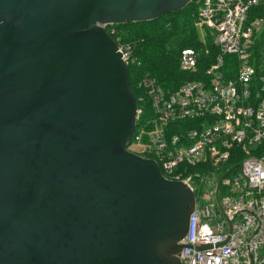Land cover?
Wrapping results in <instances>:
<instances>
[{
  "label": "water",
  "instance_id": "95a60500",
  "mask_svg": "<svg viewBox=\"0 0 264 264\" xmlns=\"http://www.w3.org/2000/svg\"><path fill=\"white\" fill-rule=\"evenodd\" d=\"M191 1L0 0V264H181L196 196L130 151L138 104L103 25Z\"/></svg>",
  "mask_w": 264,
  "mask_h": 264
},
{
  "label": "built area",
  "instance_id": "2783aa9c",
  "mask_svg": "<svg viewBox=\"0 0 264 264\" xmlns=\"http://www.w3.org/2000/svg\"><path fill=\"white\" fill-rule=\"evenodd\" d=\"M199 1L198 23L212 31L217 50L213 60L199 71V52L183 48L180 68L194 77L173 89L140 75L136 89L147 96L150 114L141 107L145 98L137 97V124L150 116L146 151L164 178L192 191L196 177L188 170L209 155L216 164L239 156L221 175L218 189L194 191L196 203L181 241L192 246H183L181 264H264V46L259 54L254 49L264 16L253 14L264 9V0ZM103 27L123 60L134 64L133 47L121 42L113 24ZM136 130L131 141L141 143Z\"/></svg>",
  "mask_w": 264,
  "mask_h": 264
},
{
  "label": "trees",
  "instance_id": "16d2710c",
  "mask_svg": "<svg viewBox=\"0 0 264 264\" xmlns=\"http://www.w3.org/2000/svg\"><path fill=\"white\" fill-rule=\"evenodd\" d=\"M193 0L189 2L184 8L167 13L166 15L149 21L142 22H126L122 24H113L123 41H135L129 43L134 50L136 62L130 64L131 90L134 96L138 97V90L136 89V82L140 75L149 71L150 75L155 76L158 82L165 87L161 80L176 79L179 75V57L181 49L185 47H192L194 49L200 46L196 31L194 29L193 21L197 17L198 5ZM256 12V13H255ZM264 9H257L253 14L262 16ZM252 14V15H253ZM199 16V15H198ZM167 19V21H165ZM264 38V30L262 31ZM261 33V34H262ZM261 34L259 36H261ZM260 37L258 39V43ZM258 43L254 46L256 50ZM196 47V48H195ZM213 55L209 63L213 60L216 54V47L211 48ZM209 63H203L202 57L199 59V71L204 70ZM182 73V72H181ZM185 74H183V77ZM194 75H187V78H192ZM177 87V86H176ZM175 87V88H176ZM148 104H145L144 111ZM238 155L232 156L233 165H237ZM235 159V160H233ZM241 159V156H240Z\"/></svg>",
  "mask_w": 264,
  "mask_h": 264
},
{
  "label": "rangeland",
  "instance_id": "374dc122",
  "mask_svg": "<svg viewBox=\"0 0 264 264\" xmlns=\"http://www.w3.org/2000/svg\"><path fill=\"white\" fill-rule=\"evenodd\" d=\"M193 1V0H192ZM196 3L198 5V9H197V17L195 18V20L193 21L194 23V29L196 31V37L197 40L200 44V46L198 48H196V51L199 52L200 57H202L203 59V63L207 64L209 63V61L212 58L213 52L211 51L212 47L214 46L213 43V34L212 31L207 28V27H200L199 25V12H200V1L199 0H195ZM264 16V13H263ZM167 21V19L165 20ZM168 22V21H167ZM120 37V36H119ZM260 37V41L258 43V54L260 53L259 49L261 47L264 46V38L263 37V33L261 34ZM120 40L122 43L129 44L135 41H130L125 39L126 41L122 40V37H120ZM187 48V47H185ZM190 48V47H189ZM182 50V49H181ZM179 75L176 77V79H168V80H161L159 77L158 79L165 84V87L167 89H173L176 86L178 87L183 81L184 79L187 78V75L189 76V72L187 71H183L180 68V61H179ZM182 72V73H181ZM183 74H185V76L183 77ZM142 75H150L149 71L144 72ZM191 75V74H190ZM152 76V75H151ZM155 77V76H154ZM156 79V78H155ZM144 97L145 101L144 103H141V107L142 109L145 108V104H147V96L145 95V93L138 91V97ZM146 112H148L150 114V112L147 110ZM145 114V113H144ZM147 114V115H149ZM150 116H146L143 117L141 116L140 119H138V126L137 128V134L141 135V143H137V141H131L130 145H129V149L130 151L143 156V157H147V158H152V154H149L146 149H145V144H146V133L151 129V123H150ZM140 144V146L138 145ZM214 155H209L208 156V160L205 162H201L200 164H198L196 167H193L191 170H188V172H192L194 173V177H196L193 182H192V186L194 188L193 191H195L196 193H200V191L205 190V192H212L213 189L217 186V183L219 182L221 175H223L225 172H227V168L231 165H233L235 163V161L229 160L226 163H220V164H216V162H214ZM235 160V159H233ZM239 163V162H238Z\"/></svg>",
  "mask_w": 264,
  "mask_h": 264
}]
</instances>
